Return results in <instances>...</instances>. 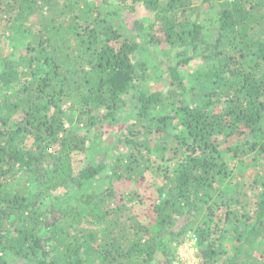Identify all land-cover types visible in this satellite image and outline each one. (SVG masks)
Listing matches in <instances>:
<instances>
[{
    "label": "trees",
    "instance_id": "obj_1",
    "mask_svg": "<svg viewBox=\"0 0 264 264\" xmlns=\"http://www.w3.org/2000/svg\"><path fill=\"white\" fill-rule=\"evenodd\" d=\"M129 1L0 0V264H171L187 230L201 264H264V165L253 197L222 187L228 160L264 161V0ZM136 2L154 20L127 30L122 5ZM162 43L202 47L192 85L175 65L165 93L147 89L134 58ZM103 122L127 124L105 147ZM152 156L171 167L148 226L131 213L139 197L114 183L141 178Z\"/></svg>",
    "mask_w": 264,
    "mask_h": 264
},
{
    "label": "rangeland",
    "instance_id": "obj_2",
    "mask_svg": "<svg viewBox=\"0 0 264 264\" xmlns=\"http://www.w3.org/2000/svg\"><path fill=\"white\" fill-rule=\"evenodd\" d=\"M116 2L117 0H111ZM129 1V0H127ZM130 2V1H129ZM130 4L132 6H130ZM198 4L197 0H193L192 6H195ZM131 7V8H130ZM206 6H202L199 11L202 12ZM122 11L120 12V16L125 23V26L127 30H131L133 27L134 22L141 21L145 27H148L149 24H151L154 20V11H149L146 6H144L140 2L136 3H129L124 6L122 5ZM192 12H189L190 18H194V13L190 14ZM201 14V13H200ZM32 18L27 23L28 25L31 23ZM144 27V28H145ZM154 28V25H153ZM146 29V28H145ZM127 35L133 34L130 31L126 32ZM216 35L213 32V36ZM131 36V35H130ZM134 40H137L138 42H141V37L136 36L133 37ZM5 40V39H4ZM8 44V47H12L15 42L10 41ZM5 46V41L0 42V47ZM6 47V46H5ZM22 47V46H21ZM19 47L11 48L8 52L9 59H17L19 54H22L23 50L19 49ZM202 47L193 48V47H179V46H171L165 43L158 44L156 46H149L145 50H142V52H137L134 58V62L136 61L140 66H142V63L145 62L146 64V75L147 85L144 84V86H147L150 89L162 91L163 93L166 92V89L170 86L169 81L167 78V68H170L171 66L177 65V70L180 74V76L184 79L187 85H192L195 82L196 74L198 72H201L204 63L203 59L201 57V54L199 55V52L201 51ZM191 57L188 63H182V61L179 63L181 59H185ZM140 61V62H139ZM142 62V63H141ZM140 81V78H138ZM137 80V82H138ZM142 84V82L140 83ZM121 99L124 102L123 107H128L130 100H131V93H123L121 94ZM172 113V112H170ZM121 111L119 112V116H121ZM127 125L125 122L120 124H109L108 122H103L100 124L98 128V133H100V136L102 139H104V147L106 144L108 145L112 140L114 135H121L124 131V126ZM175 128L174 130L176 132H179L182 130L180 125L178 124V121L175 120L174 122ZM229 142H232L229 140ZM151 146L155 147V141H151ZM229 145L228 143H223L221 145L220 149H224ZM118 145L114 151H112L111 155L113 157H117L120 153L125 152V148ZM94 152V154L97 155L98 158L105 155V151L102 152ZM75 162L76 168H81V166H84L86 164V160L82 155L78 154L73 157ZM152 163L149 165V168L143 172V176L141 178H128V179H121L120 181H117L116 185L117 191L116 196H127L129 193H133L139 197L141 202H137L140 200H135V204H131V210L132 214L138 219V221L142 224L146 225H152L154 223L153 218V205L158 202L159 199V188L162 185H165L166 179L164 177L165 174L170 172L171 164L168 163H161V161L155 159L152 156ZM249 159L244 158L243 164L238 163L236 160H228V170H229V177L226 183L222 185L223 190L227 189L228 192H231L232 188L236 183H238V186L241 188L243 187V190L241 191V195L248 196V198L253 197V195L258 192L257 190H251L250 187H252L253 184V174L256 172V170L262 168L263 163L258 162L256 168L247 167L245 166V163L248 162ZM104 161L108 164L112 163V157L108 156ZM262 173V170H260V174ZM245 185V186H244ZM221 187V188H222ZM240 188V190H241ZM230 189V190H229ZM118 200V199H116ZM47 204V200H45L43 203L40 204V209L44 210ZM88 226V223H85L84 226ZM155 228V227H154ZM187 232H193L192 230H187L183 235L177 237L176 240L171 242L169 244L170 246V261L171 264H201L202 257L199 250V247H197V252L195 249L192 250V248L188 250H184L182 247V244H180L181 240L184 238V235ZM184 241V239H183ZM252 254L255 256L259 255L258 249H251ZM155 257V256H154ZM5 261L7 264H24L22 261L16 260L10 256L5 257ZM162 259H159V264H162Z\"/></svg>",
    "mask_w": 264,
    "mask_h": 264
},
{
    "label": "built area",
    "instance_id": "obj_3",
    "mask_svg": "<svg viewBox=\"0 0 264 264\" xmlns=\"http://www.w3.org/2000/svg\"><path fill=\"white\" fill-rule=\"evenodd\" d=\"M184 239V241H183ZM180 242V244H182V247L184 250H188L190 248L195 249V251L197 252V247H198V238L197 236L193 233V232H187L184 235L183 238Z\"/></svg>",
    "mask_w": 264,
    "mask_h": 264
}]
</instances>
